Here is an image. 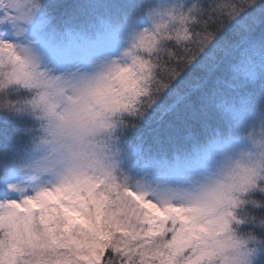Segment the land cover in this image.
<instances>
[{
  "label": "snow or ice",
  "instance_id": "obj_1",
  "mask_svg": "<svg viewBox=\"0 0 264 264\" xmlns=\"http://www.w3.org/2000/svg\"><path fill=\"white\" fill-rule=\"evenodd\" d=\"M0 264H264V0H0Z\"/></svg>",
  "mask_w": 264,
  "mask_h": 264
}]
</instances>
